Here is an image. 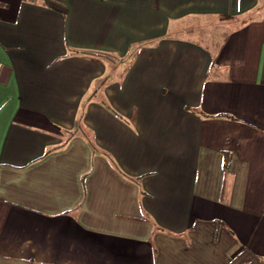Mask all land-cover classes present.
<instances>
[{"label":"crops","instance_id":"obj_1","mask_svg":"<svg viewBox=\"0 0 264 264\" xmlns=\"http://www.w3.org/2000/svg\"><path fill=\"white\" fill-rule=\"evenodd\" d=\"M106 74L124 118L92 93ZM244 263L264 264V0H0V264Z\"/></svg>","mask_w":264,"mask_h":264},{"label":"trees","instance_id":"obj_2","mask_svg":"<svg viewBox=\"0 0 264 264\" xmlns=\"http://www.w3.org/2000/svg\"><path fill=\"white\" fill-rule=\"evenodd\" d=\"M87 54H89L90 56H93V57L96 56V57H98V58H100L101 60H104V61L110 60V63H111L110 64V67H111V69L118 68L117 66L119 65V62H117L116 60H113L110 57L109 54H105V53H95V52H89V53L87 52ZM128 63H130V62L128 61ZM128 66H129V64H125V65L122 66V69L124 70V72L127 71ZM108 77H109V74H106V75H104L102 77H99L96 80H94V89H93L92 93H93L94 96L95 95H99L100 97H98V98H99V100L101 102H103L105 105L107 104L108 105V108L110 110H112L114 113H116L119 117L124 118L123 115L120 114L118 111H116L112 105L110 106V103L107 101V97L102 94V91H101L102 90V87L107 83ZM92 97H88L86 99V102L88 100H90ZM77 131H81L82 134L88 139L89 143L92 146H96L95 143H94V141H93V138H92L93 136H92L91 130L88 127L84 126L81 123V121L79 122L78 127L75 130H70L69 133L70 134H73V133H75ZM103 152H104V154H106L112 160L113 157L110 155L109 152H107L105 150ZM244 264H246V263H244Z\"/></svg>","mask_w":264,"mask_h":264},{"label":"rangeland","instance_id":"obj_3","mask_svg":"<svg viewBox=\"0 0 264 264\" xmlns=\"http://www.w3.org/2000/svg\"><path fill=\"white\" fill-rule=\"evenodd\" d=\"M209 26H211L214 29L213 30L214 32L221 30V28L218 29V26H216V24H214V22H212ZM223 27H225V26H223ZM198 33H199V30H198ZM179 34H184L185 36H189V37L194 35L192 32H188V31H181ZM102 94H104V93L102 92ZM107 101L110 103V106H111L112 103L110 102L109 98H107ZM102 104L104 106L108 107L107 104L105 105L103 102H102Z\"/></svg>","mask_w":264,"mask_h":264}]
</instances>
